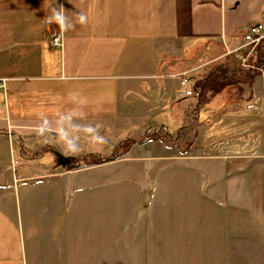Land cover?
<instances>
[{
	"label": "crops",
	"instance_id": "crops-1",
	"mask_svg": "<svg viewBox=\"0 0 264 264\" xmlns=\"http://www.w3.org/2000/svg\"><path fill=\"white\" fill-rule=\"evenodd\" d=\"M53 5L88 23L61 33L44 22ZM250 25L263 37L247 62L264 69V0H0V264H264L262 75L228 52ZM182 72L197 98L180 94ZM72 92L103 150L82 139L65 155L34 133ZM120 138L135 139L106 158ZM153 144L164 162L142 171L149 212L131 222L119 163ZM87 155L101 162L74 163Z\"/></svg>",
	"mask_w": 264,
	"mask_h": 264
},
{
	"label": "clouds",
	"instance_id": "clouds-1",
	"mask_svg": "<svg viewBox=\"0 0 264 264\" xmlns=\"http://www.w3.org/2000/svg\"><path fill=\"white\" fill-rule=\"evenodd\" d=\"M45 24L58 25L61 33H67L75 29L77 24L85 25L88 17L83 12L76 13L75 19L67 15L63 5L51 6L50 14L45 17ZM69 103L72 107L67 111L55 114L54 119L41 113L40 122L34 127L36 135L45 138V143L60 146L65 155L79 156L83 152L82 139H85L90 148L101 151L109 144L108 138L101 134V125L83 123L87 118L85 107L88 105L87 97L79 92L69 94ZM115 148V145H112Z\"/></svg>",
	"mask_w": 264,
	"mask_h": 264
},
{
	"label": "rangeland",
	"instance_id": "rangeland-1",
	"mask_svg": "<svg viewBox=\"0 0 264 264\" xmlns=\"http://www.w3.org/2000/svg\"><path fill=\"white\" fill-rule=\"evenodd\" d=\"M229 51H231V49ZM239 53H240L239 51L237 53L234 51L229 52V54L234 55V57L236 59H239V57H238ZM254 72H258V71H254ZM124 139L125 138H120V142L121 143L124 142ZM134 139H131V140L134 141ZM165 140H166V142L169 141L168 139H165ZM153 141H155V140L152 139L150 142L152 143ZM118 143L119 142H117V144ZM132 145L133 144H130V145L129 144H123L122 146H120V149L115 150L117 152V156L121 157L122 155H125L129 151L130 147H132ZM86 147H87V151H89L88 149H92L89 147V145H86ZM182 147L183 146H180V148H182ZM104 148H105V146L103 147V149ZM2 153H4V151ZM107 153L108 154H106L107 155L106 158L109 159V157L111 156V151H108ZM157 153L158 152H157V149L155 148L154 144L149 145L147 147H141V150L131 152V162H128V161H126V159H124L119 163L121 166H125L127 163H131V187H130L131 193L128 194V193L121 192L120 202L118 204L121 218H124V219L131 218V222H132L133 220H135L138 217H143V216L146 217L147 211L149 212V208L146 209L142 205V201H144L145 199L148 200V197H149L148 190H145L144 185L146 183H150V181L155 179V177H150V176L144 177L142 171L145 169H150L151 171H156V173H159L157 171L160 169L161 163L164 161H159V160H157L155 162L152 161L153 155H155ZM100 162L101 161L98 158H96L94 155H87L86 157L84 156V158L82 160H76L74 163H76L78 165H87L88 166V165H93V164L100 163ZM8 165L10 166V164H8ZM10 167L12 168V166H10ZM15 167L19 168L18 163L16 164ZM124 168H127V167H123V170H125ZM121 173H122V171H121ZM92 174L94 175L95 173L92 172ZM123 174H121L120 177H122ZM8 175L9 176L7 177V179L8 178L10 179L11 176L13 177V175H14L13 169L11 172L10 171L8 172ZM93 179L94 180H92V181H95L96 178H93ZM87 181H89L88 185H89V187H91L92 182H91L90 175H88ZM118 184L119 185H125V186L130 185L129 182H125V181L120 182ZM94 185H95L94 188H89L87 190L89 194L95 195L96 192L100 193L101 191L106 190V187L103 190H101V187L96 186L95 183H94ZM121 187H123V186H121ZM128 189L129 188H127L126 190H128ZM73 199H74V197H73ZM108 206H109L108 204H104L105 212L107 210L112 211V206H109V207ZM114 208H116V204H114ZM124 231H126V230H124Z\"/></svg>",
	"mask_w": 264,
	"mask_h": 264
},
{
	"label": "built area",
	"instance_id": "built-area-1",
	"mask_svg": "<svg viewBox=\"0 0 264 264\" xmlns=\"http://www.w3.org/2000/svg\"><path fill=\"white\" fill-rule=\"evenodd\" d=\"M262 35L259 33L257 26L250 25L244 30L243 40L244 43L236 48L231 49L229 52H238L242 50L239 54V60H241L242 65L251 68L253 71H258L262 75V85L264 88V69L258 64L248 63L247 59L249 55L253 52L257 44L262 39ZM52 44L56 48L63 47V40L59 32L55 33L51 38ZM180 77V94L185 96H194L198 97L199 93L192 89L193 79L188 76L187 72H182L178 74ZM4 79H0V90L4 89Z\"/></svg>",
	"mask_w": 264,
	"mask_h": 264
},
{
	"label": "trees",
	"instance_id": "trees-1",
	"mask_svg": "<svg viewBox=\"0 0 264 264\" xmlns=\"http://www.w3.org/2000/svg\"><path fill=\"white\" fill-rule=\"evenodd\" d=\"M159 138V135H156V136H151L150 137V139H158ZM123 144H132V140L131 141H124L121 145H119L118 147H116L115 149H114V151H113V153H111V156L109 157V158H112V157H114V156H116L117 155V152L115 151V150H118V149H120V146H122ZM86 157V156H85Z\"/></svg>",
	"mask_w": 264,
	"mask_h": 264
},
{
	"label": "water",
	"instance_id": "water-1",
	"mask_svg": "<svg viewBox=\"0 0 264 264\" xmlns=\"http://www.w3.org/2000/svg\"><path fill=\"white\" fill-rule=\"evenodd\" d=\"M65 160H66V161H68V162L70 161V159H69V158H65Z\"/></svg>",
	"mask_w": 264,
	"mask_h": 264
}]
</instances>
